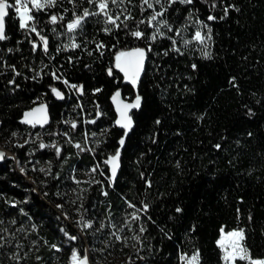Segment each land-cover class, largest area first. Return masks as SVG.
<instances>
[{
  "label": "trees",
  "instance_id": "trees-1",
  "mask_svg": "<svg viewBox=\"0 0 264 264\" xmlns=\"http://www.w3.org/2000/svg\"><path fill=\"white\" fill-rule=\"evenodd\" d=\"M163 1L159 31L144 0L110 12L55 0L31 10L32 29L9 8L0 141L37 139L7 144L0 162V264H69L73 251L92 264H184L194 253L225 264L221 229L240 230L248 257L264 259V0ZM134 47L147 52L136 85L116 69ZM115 92L140 99L129 128L116 125ZM38 102L50 124L20 123Z\"/></svg>",
  "mask_w": 264,
  "mask_h": 264
},
{
  "label": "rangeland",
  "instance_id": "rangeland-1",
  "mask_svg": "<svg viewBox=\"0 0 264 264\" xmlns=\"http://www.w3.org/2000/svg\"><path fill=\"white\" fill-rule=\"evenodd\" d=\"M180 1V0H179ZM55 2V0H54ZM89 2V0H88ZM102 2V0H92V2L90 3L92 6H96L97 7V11L96 12H110V4H113L112 0H104V2L107 3V7L104 10H101L99 5ZM163 0H160V3H157L156 0H148V3L146 4V9L148 10V14H150V16L152 17L153 15H155L156 12H160L161 10V5L163 4ZM7 3L10 5H13V7H11V9L15 12V16L19 19V23L21 25V14L18 13L16 11L17 7H22V12L26 11V15L24 17L25 20V26L24 27H30L32 29L31 26V20H27V16L31 15V10L35 9H44L47 6H50L49 3H47V0H21V4L17 5L16 4V0H7ZM34 3H39L42 4L43 7H34ZM53 4V3H52ZM51 4V5H52ZM148 4H151L152 7H148ZM111 17V16H110ZM150 17V18H151ZM113 20H115L114 17H111ZM109 22V19H108ZM73 23V22H72ZM153 26L158 28L157 31H159V29L161 28L163 22L161 21L160 17L158 16L156 18L155 21L152 22ZM77 28V27H76ZM69 29V28H68ZM75 29V28H74ZM71 29V30H74ZM199 33V36L197 35ZM201 34L202 32H197L196 34H194V36L196 35L197 39L201 38ZM66 44V42H64ZM63 44V45H65ZM67 44L73 45L75 44L74 39L70 38V40L67 42ZM42 46L47 47L48 43L47 41H42L41 43ZM38 101H41L40 99H38ZM86 114L85 112H82L80 114V118H85ZM67 120V119H66ZM65 122V120L63 121ZM37 138L35 135H33L32 137H27L24 135H18V134H14L12 135L10 138H8L6 141H0V147L9 151L10 154L9 156H12V152L7 148V144H16V145H23L25 144L27 141H35ZM54 143H48L47 146H53ZM114 155L110 156L109 158L113 157ZM109 165V162H108ZM17 169L19 170H23L22 166H20V164L17 163ZM88 176L90 173H86ZM86 178V177H85ZM241 240H242V232L240 230H230V231H225L224 229H221V233H220V237L218 239V244L223 252V260L225 264H260V262H264V259L258 260V259H250L248 257V253L247 251L243 248L242 244H241ZM241 249H243V251H240ZM75 253V255H74ZM198 253H194L191 256L187 257V256H182V260L184 262V264H199V257H198V261L194 262L193 261V257L197 256ZM80 257L79 255L73 251L70 256H69V264H79L80 261ZM238 261H240L241 263H238ZM88 264H92L90 263V261L88 260Z\"/></svg>",
  "mask_w": 264,
  "mask_h": 264
},
{
  "label": "water",
  "instance_id": "water-1",
  "mask_svg": "<svg viewBox=\"0 0 264 264\" xmlns=\"http://www.w3.org/2000/svg\"><path fill=\"white\" fill-rule=\"evenodd\" d=\"M7 15L9 8L6 10ZM4 18V26L5 20ZM5 33V27H4ZM137 49H142L144 52L143 60L140 62L139 54L135 51ZM147 62V52L142 47H134L122 52L116 60V69L124 76L125 82L136 85L137 82L142 78L145 70V65ZM58 99L62 96L58 90L55 91ZM59 93V95H57ZM111 103L113 105L116 114V125L119 127H125V125H130L126 128L132 126V113L137 109L140 103L137 98L133 100H128L124 98L121 92H115L111 97ZM28 114V115H26ZM20 123L28 125L33 128H45L50 124V112L48 105L44 102H38L34 104L31 108L25 110L20 118ZM121 149L119 150L120 153ZM0 153H3V157L0 158V162L5 156H9L10 152L0 147ZM115 156V155H114ZM113 156V157H114ZM115 164V174L113 175V166ZM119 172V157L117 160L113 161L109 159V173L110 180L114 181ZM79 264H88V257H82Z\"/></svg>",
  "mask_w": 264,
  "mask_h": 264
},
{
  "label": "snow or ice",
  "instance_id": "snow-or-ice-1",
  "mask_svg": "<svg viewBox=\"0 0 264 264\" xmlns=\"http://www.w3.org/2000/svg\"><path fill=\"white\" fill-rule=\"evenodd\" d=\"M89 2L91 3L92 0H89ZM112 2L115 3V0H112ZM144 2L147 4L148 3V0H144ZM156 2L157 3H160V0H156ZM175 2H177V0H167V3L169 5H171L172 3H175ZM180 2L191 3V0H180ZM47 3H49L51 5L52 3H54V0H47ZM16 4L17 5L21 4V0H16ZM33 6L34 7H43V5L42 4H39V3H34ZM11 7H13V5L8 4L7 3V0H0V40L5 39V36H4V27H5L4 26V18L7 15V11L6 10L8 8H11ZM22 7L23 6L17 7L16 8V11L21 14V26L24 27L25 26L24 17L26 15V11L22 12ZM99 7H100L101 10H104L107 7V3L104 2V0H102V2L100 3ZM148 7H152V5L151 4H148ZM164 11H166V9L163 7V5H161V11L160 12H156L155 15H153L151 17V20L149 22L151 23V21H155L158 16L163 15ZM89 14L90 13L87 10H85L84 16H87ZM31 19H32V17L30 15H28L27 16V20H31ZM52 19H53V21H55L56 18L53 17ZM81 19H82V17H78L73 23H70L68 25V28L70 30L76 28L79 25ZM108 19H109V22L110 23H115V20H113L111 17H109ZM209 19L210 20L211 19H214V17L209 16ZM134 35L136 37H140L142 35V33L135 32ZM197 35L199 36V33ZM153 39H155V37H153ZM72 47H76V45L73 44ZM135 51L139 54L140 62H142L143 56H144L143 50L142 49H137ZM205 55H207V53H205ZM73 87H75V86H73ZM53 91H56V90L53 89ZM57 95H59V93H57ZM137 101H139V97H137ZM26 115H28V114H26ZM129 125H130V120H129V124L128 125H125V127H128ZM121 144H123V140H121ZM44 146L45 145L41 144V147L42 148ZM77 147H79V145H77ZM57 152H59V149H57ZM119 154H120L119 153V150H117L115 156L114 157H111L110 159L113 160V161L117 160L118 157H119ZM2 157H3V153H0V158H2ZM115 167L116 166L114 164V166H113V175L115 174ZM177 211H179V209H177ZM240 251H243V249H241ZM74 255H75V253H74ZM193 261L194 262L198 261V254H197V256L193 257ZM260 264H264V262H260Z\"/></svg>",
  "mask_w": 264,
  "mask_h": 264
},
{
  "label": "crops",
  "instance_id": "crops-1",
  "mask_svg": "<svg viewBox=\"0 0 264 264\" xmlns=\"http://www.w3.org/2000/svg\"><path fill=\"white\" fill-rule=\"evenodd\" d=\"M258 260H261V259H258Z\"/></svg>",
  "mask_w": 264,
  "mask_h": 264
}]
</instances>
